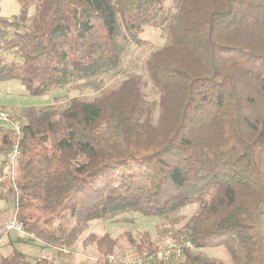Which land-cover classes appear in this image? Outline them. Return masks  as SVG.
Wrapping results in <instances>:
<instances>
[{
  "label": "trees",
  "instance_id": "16d2710c",
  "mask_svg": "<svg viewBox=\"0 0 264 264\" xmlns=\"http://www.w3.org/2000/svg\"><path fill=\"white\" fill-rule=\"evenodd\" d=\"M16 2L17 14H0V82L31 96L96 87L120 70L128 44H144L146 26L167 37L145 60L157 101L131 77L59 111L26 108L19 135L0 124V187L22 231L67 249L91 222L138 213L170 225L172 240L223 247L229 264H264V0H175L173 12L164 0ZM125 235L148 264H223L192 249L163 262L162 235ZM86 239L101 254L94 264H107L116 239ZM0 264L29 263L12 249Z\"/></svg>",
  "mask_w": 264,
  "mask_h": 264
},
{
  "label": "rangeland",
  "instance_id": "374dc122",
  "mask_svg": "<svg viewBox=\"0 0 264 264\" xmlns=\"http://www.w3.org/2000/svg\"><path fill=\"white\" fill-rule=\"evenodd\" d=\"M163 7L165 10L173 12L175 10V0H164ZM18 12L19 4L16 0H0L1 15L11 17ZM29 12L33 14L35 7L31 6ZM141 38L145 41L144 44L130 43L127 45L122 56L120 70L116 74L105 76L97 82L94 88L81 86L54 90L44 96H31L17 80L0 82V111L9 114L10 122L21 125V123L25 122L24 110L26 108L34 107L39 110L50 107L54 111H59L64 109L72 98L86 101L93 100L101 93L117 88L124 80L131 77H139L142 82V94L145 101H157L158 94L145 71V60L151 52L162 48L166 44V33L161 28L146 26ZM11 58V56L8 57V59ZM158 112V109H156V117ZM16 169L17 160L15 158L9 162L7 161L4 167V173L7 178H14L17 175ZM0 189H2L0 191V256L7 255L12 249H16L23 254L29 264H36L39 261H45L47 264H94L101 258V254L98 252L96 244L86 239L89 234H95L98 237L108 234L111 238L116 239L117 243L113 254L118 260L122 261L126 260L125 252L133 248V245L128 242L125 233L133 238H137L145 232H148L153 239L157 238L158 235H162L163 239L160 241V247L169 241H173L166 237L164 232V229L169 228L170 225H164L159 218H150L133 213L123 215L122 221L119 222L93 221L70 248L60 249L53 247L24 232L17 233L7 230L6 226L8 223L16 219V207L14 202L5 198V188L0 187ZM195 208V205H189L181 210L179 216L182 218V222L191 216ZM177 227L174 225L173 229ZM131 252L129 251L128 254ZM191 252L204 259L215 260L223 264L230 263L229 254L220 246L192 248Z\"/></svg>",
  "mask_w": 264,
  "mask_h": 264
},
{
  "label": "built area",
  "instance_id": "2783aa9c",
  "mask_svg": "<svg viewBox=\"0 0 264 264\" xmlns=\"http://www.w3.org/2000/svg\"><path fill=\"white\" fill-rule=\"evenodd\" d=\"M0 124L11 127L13 132L17 135L20 134L19 124H14L10 122L9 114L6 112L0 111ZM19 156V150L17 144L15 145L13 151L8 154V162L12 159H16ZM8 231H15L17 233H23L21 225L17 222L16 219H13L6 226ZM192 243L187 239H181L179 242L173 240L167 242L165 245L159 247V250L156 252V256L160 261L170 262L173 260H180L183 258L185 249H192ZM129 251H132L128 254ZM126 260H118L114 254H108L106 256L107 264H148V261L151 259V255L147 251L139 252L134 247L132 250L128 249L126 252Z\"/></svg>",
  "mask_w": 264,
  "mask_h": 264
}]
</instances>
